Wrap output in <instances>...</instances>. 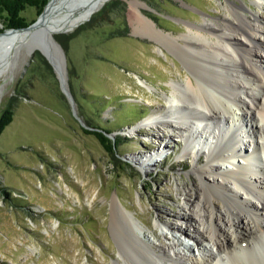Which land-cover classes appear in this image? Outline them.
Here are the masks:
<instances>
[{"label": "rangeland", "instance_id": "1", "mask_svg": "<svg viewBox=\"0 0 264 264\" xmlns=\"http://www.w3.org/2000/svg\"><path fill=\"white\" fill-rule=\"evenodd\" d=\"M140 1L142 12L174 35L187 31L189 22L219 16L228 2ZM233 1H243L251 17H264V0ZM21 14L30 24L40 15L34 6ZM263 30L258 33L262 47L254 50L261 65ZM54 37L63 50L74 105L41 50L27 58L23 48L14 46L0 59V115L7 107L13 111L0 134V264L122 263L111 202L118 201L145 223L134 220L136 233L142 227L157 242L151 233H160L156 217L177 220L184 207L180 191L194 186L189 174L195 166L194 150L188 142L169 127L163 136L145 121L163 108L170 83L187 79L188 69L174 52L164 47L161 52L153 40L133 32L127 0H109L78 26ZM92 126L110 131L106 135L117 140L114 153L85 131ZM134 154L143 158L141 163ZM200 155L198 165L204 164L206 149ZM219 204L223 206L221 200ZM123 229L129 234L125 222ZM177 236L199 255L193 240ZM160 239L169 241L162 235ZM245 263L242 259L225 264Z\"/></svg>", "mask_w": 264, "mask_h": 264}, {"label": "bare ground", "instance_id": "2", "mask_svg": "<svg viewBox=\"0 0 264 264\" xmlns=\"http://www.w3.org/2000/svg\"><path fill=\"white\" fill-rule=\"evenodd\" d=\"M108 1L50 0L38 21L26 29L0 33V59L14 46L23 48L27 58L38 49L53 60L64 78L55 33L72 30ZM127 2L133 32L153 40L161 52L162 47L174 52L188 69L187 79L172 81L163 108L155 109L145 121L163 136L169 127L188 142L194 150L195 166L189 174L195 183L180 191L184 207L175 216L177 220L156 217L154 225L160 233L153 229L151 233L157 242L142 227L136 233L134 220L145 223L118 201L111 202V223L122 263L225 264L244 259L248 264H264V65L254 51L262 47L258 33L263 30L264 17L256 13L251 17L243 1L228 0L219 16L189 22L187 31L174 35L142 12L140 0ZM138 80L150 87L142 78ZM202 121L206 123L200 126ZM205 149L207 158L198 165ZM131 156L138 163L143 159ZM177 233L193 240L199 255ZM161 235L169 241L163 242Z\"/></svg>", "mask_w": 264, "mask_h": 264}, {"label": "trees", "instance_id": "3", "mask_svg": "<svg viewBox=\"0 0 264 264\" xmlns=\"http://www.w3.org/2000/svg\"><path fill=\"white\" fill-rule=\"evenodd\" d=\"M48 0H0V32L5 28H18L25 27L30 24L26 18L21 14L28 6H34L37 8V14L39 15ZM35 19L32 20V22ZM50 68V67H49ZM7 107L0 115V134L4 128L12 121L13 111ZM88 133L94 134L110 153H114L117 148V140L112 141L106 134L110 133L109 130L101 126H92L91 129H86Z\"/></svg>", "mask_w": 264, "mask_h": 264}, {"label": "water", "instance_id": "4", "mask_svg": "<svg viewBox=\"0 0 264 264\" xmlns=\"http://www.w3.org/2000/svg\"><path fill=\"white\" fill-rule=\"evenodd\" d=\"M42 14V12L40 13V15ZM38 19H39V16H38V18L33 22V23H35L36 21H38ZM32 24V23H31ZM30 24V25H31ZM29 26V25H28ZM28 26H25V27H18V28H10V29H7V30H13V31H16V30H23V29H26ZM6 30V31H7ZM58 43V42H57ZM59 44V43H58ZM60 45V44H59ZM61 47V46H60ZM61 50H62V48H61ZM42 52V51H41ZM43 53V52H42ZM44 54V53H43ZM45 56H46V58L49 60V62L53 65V67H54V69L56 70V68H55V66H54V63H53V60L52 59H50V57H48L46 54H44ZM58 56H60V58H61V60L63 61V50L61 51V54H59ZM63 63H64V61H63ZM56 72L58 73V71L56 70ZM58 75H59V73H58ZM64 78H62L60 75H59V77H60V79H61V87H62V90L65 92V94L67 95V97L69 98V100L71 101V103L74 105V101H73V97L71 96V94H70V92H69V90H68V88H67V85H66V73L64 72Z\"/></svg>", "mask_w": 264, "mask_h": 264}]
</instances>
